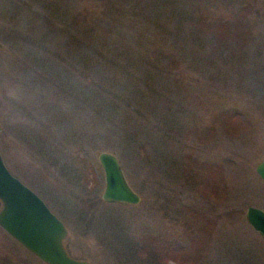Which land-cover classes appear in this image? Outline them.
I'll use <instances>...</instances> for the list:
<instances>
[{
  "label": "rangeland",
  "instance_id": "1",
  "mask_svg": "<svg viewBox=\"0 0 264 264\" xmlns=\"http://www.w3.org/2000/svg\"><path fill=\"white\" fill-rule=\"evenodd\" d=\"M197 20L221 26L195 28ZM84 86L114 104L108 95L118 86L125 97L146 93L156 114L172 110L210 138L164 135L140 155L120 143L122 131L97 120ZM230 114L239 132L227 129ZM83 133L105 134L110 144L101 137L95 147L106 149H82ZM82 150L101 180L92 206L75 181ZM101 151L115 155L137 204L100 198ZM0 155L62 221L73 258L147 264L135 250L142 238L189 246V231L205 221L212 226L205 257L189 252L186 261L160 263L264 264V240L244 219L248 205L264 210V182L254 171L264 159V0H0ZM187 155L215 166L214 184L199 180ZM0 264L44 263L0 228Z\"/></svg>",
  "mask_w": 264,
  "mask_h": 264
},
{
  "label": "trees",
  "instance_id": "2",
  "mask_svg": "<svg viewBox=\"0 0 264 264\" xmlns=\"http://www.w3.org/2000/svg\"><path fill=\"white\" fill-rule=\"evenodd\" d=\"M106 7L108 9L110 8L109 5H106ZM244 15L245 14H241L242 16L241 19L245 18ZM72 18L74 20H76L77 18L83 20V18L79 15H76ZM205 25L208 24H205L202 21L197 20L194 26H197L195 28L203 29ZM208 26L210 27L214 26V28L215 27L219 28L221 24H219L218 26H216V24L213 25L209 24ZM46 36H48V34H46ZM83 56L86 57L85 54ZM34 59H37V57L34 56ZM156 83L160 84V81L158 80L156 81ZM143 85L145 87V84ZM86 88L87 87H85L84 95H86L87 99L85 98L83 99L87 100L90 103L89 104L90 107L93 109V112L97 115V120L101 124H110V125L113 124L115 127H117V129L122 131V134L118 133L120 143L127 145L129 150L135 148L137 151H139L140 155L143 154V150L144 153L148 150L155 151L156 149L154 148V143H157L159 141L164 142V135H168L169 138L173 136L172 137L173 139H175L176 137H181L186 139L187 136L190 137L192 135L199 139L202 138L207 140L210 138L209 132H203L204 134H202L198 130H194L191 128L189 130L187 124L185 123V118L183 120L176 118L172 110L170 111V113H168L169 109L167 108H165L164 110L160 109L157 111L156 114L155 111L158 109V106H155L154 103L153 105H151L150 102H148L145 99L146 93L135 91V95L134 92H131L128 97H125L120 95L121 87L118 86L116 91L113 92L109 91L111 93H109L108 95L110 99H117L119 101V104H114L111 100L104 98V96L101 97L103 98L102 100H98V99L96 100L91 98L93 93L92 91L89 90L86 91ZM167 91L168 90L165 88L166 95H168ZM154 97L159 98L158 101H160L162 97L164 98V96L162 95H160L159 97H157V95H152V98ZM142 103H145L146 105L151 107L149 111V115L143 114L142 111L138 108L139 106L143 108ZM163 111L165 115L162 116L161 113ZM226 120H227L226 121L227 129L231 127L232 129H237L238 132L239 130H241V126L239 125L238 122L232 123V121L234 120L233 114L227 115ZM157 127H164V132L160 135L158 134V136H156L154 133ZM109 130L113 131L112 129H107L108 134L110 133ZM95 134L91 135L93 139L88 138L89 136L84 133L81 135L82 149L85 146L94 148V150L106 149L107 146L105 145L103 146L100 145V147L97 148L95 147V146H99L97 145L98 142L96 140V138L98 137ZM97 135L100 136L99 137L100 139L101 137L103 138V141L106 143V145L110 144L109 142L107 144L106 141L107 135L102 133H98ZM174 150L175 148L173 149V151L169 153V158L172 164H173L172 160H173ZM81 155L82 156L80 158L81 160L79 163L81 173L77 172V174H75L78 175L75 176V181L77 182L79 181L80 183L79 186H80V190L82 191V194H85V197L89 196L91 198L88 199V201L92 206L94 205L96 199L95 196L100 188L101 180L96 174H94L93 172L94 166L90 161V157L89 155H87V152L83 151ZM183 158L186 160L188 164L191 163L193 165L194 167L193 170L199 177V180L204 178L203 181L207 182L208 181L207 178L211 177L212 180L210 181H213L214 184V180H215L214 178L218 176L215 166H213L211 163L209 164L205 162H198L188 155L186 157L184 156ZM182 165L185 166L184 163H182ZM186 166H190V165H186ZM188 169H191V167H186L185 171L187 172ZM211 190H213V185ZM227 215L228 218L235 219L237 217V213L235 211L228 212ZM211 227H212L211 224L205 221H201L195 224L193 229L190 230L188 235L186 236L187 241L189 242V246L183 245L182 240H178L177 245H175V243H173V241L171 240V245H170L168 241L163 239L160 235H157V236L142 238V240H140V242L137 243V245H135V250L138 253L140 252L143 253V262L145 261L147 264H157V262L161 264L160 260H162L165 256L169 258V260L176 259L177 262H183L187 260V256L189 252L191 253V257L193 260L195 261L200 260L206 256L207 251L211 246L210 237H209V232Z\"/></svg>",
  "mask_w": 264,
  "mask_h": 264
},
{
  "label": "water",
  "instance_id": "3",
  "mask_svg": "<svg viewBox=\"0 0 264 264\" xmlns=\"http://www.w3.org/2000/svg\"><path fill=\"white\" fill-rule=\"evenodd\" d=\"M96 158L103 173L100 198L107 203L137 204L140 197L127 183L115 155L101 151ZM254 171L264 182V159L255 165ZM244 219L264 240V210L248 205ZM0 228L44 264H89L67 254L64 224L31 189L8 171L1 155Z\"/></svg>",
  "mask_w": 264,
  "mask_h": 264
}]
</instances>
